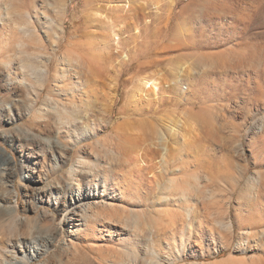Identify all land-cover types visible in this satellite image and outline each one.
<instances>
[{"label":"rangeland","instance_id":"374dc122","mask_svg":"<svg viewBox=\"0 0 264 264\" xmlns=\"http://www.w3.org/2000/svg\"><path fill=\"white\" fill-rule=\"evenodd\" d=\"M13 1L11 18L39 36L7 25L0 0V181L15 189L16 205L0 212V248L17 232L55 237L29 264H264V0ZM97 5L125 18L115 42L90 16ZM71 46L75 58L90 59L89 47L107 60L102 80L73 92L76 78L57 75ZM27 64L47 66L43 82L22 70ZM155 71L157 93L132 101L135 78ZM20 78L11 91L8 81ZM65 107L87 116L70 136ZM178 118L194 130L181 144L166 126ZM48 134L69 147L57 167ZM71 165L87 175L83 192L96 196L86 206L109 202L75 237L49 203L70 184ZM70 238L75 255L66 252Z\"/></svg>","mask_w":264,"mask_h":264},{"label":"bare ground","instance_id":"6f19581e","mask_svg":"<svg viewBox=\"0 0 264 264\" xmlns=\"http://www.w3.org/2000/svg\"><path fill=\"white\" fill-rule=\"evenodd\" d=\"M148 1L157 2L159 0H148ZM4 4H5V8H6L5 17L8 18L7 25H9L15 29L22 28L24 30L25 36L28 39H31L35 36L36 37L39 36L36 33L35 29L32 28V26H30V23L28 20H24L23 22H19L18 20H14L11 18L12 13L17 12V9L15 8V3L13 0H4ZM60 10L61 9H59V11ZM102 11H107V9L104 7L102 8L101 6L97 5L95 7V11L93 13L91 12L90 16H91V18H95V20H97V22L100 23L99 25L102 27V29L103 28L106 29L105 32L104 31L103 32L107 36L109 41L115 42L117 30L120 29V27H122L121 25H122V22L124 21L125 18L122 15L115 14L116 12L115 13L110 12L109 17H106V15L105 16L102 15L103 14ZM61 12H62V10H61ZM133 14H134V12H133ZM129 17H132V16L129 15ZM0 21H2V19ZM166 22H167V20H166ZM2 25H3V22H0V39H1V34L4 31V29L1 28ZM60 31H61V29L60 28L58 29V27H56V29L53 31L54 32L53 43L56 45H57V43L61 37ZM106 36H104V37H106ZM18 44H21V42L19 41ZM87 44L89 46H92L94 43L92 44L91 42H88ZM70 48L72 50L71 52H68L66 54L65 53L61 54V61L64 62V66L61 67V72L58 73V71H57V73H58L57 75L59 77V80H63L64 78H67L68 75L72 76L73 78H76L75 80H77V81H73V84H71V85H70V83L67 84L71 88H73V86H74L73 89L69 88V86H68V88L70 89V91L72 90V92L75 89L80 90L81 88H84L85 86H87V84H88L87 81H89V80L92 81L94 79V81H97V78H101V80H102V76H103L102 73H106L103 70L105 67V65H103V64H104V62L107 63L106 62L107 60H105V59L102 60V57H103L102 54L98 53V52H93L88 47L89 50L87 49V51H85V54L91 55L90 59H88V57L85 55H83L82 57L79 55L80 58H75L72 56L73 52L76 53V50L79 51V49L72 47V46ZM74 49H76V50H74ZM126 56H127L126 54L121 53L122 60H125ZM109 61H110V58H109ZM110 63L111 62H109V64ZM144 63L146 64V62H144ZM142 64H143V62H142ZM108 67H109V65H108ZM175 69H178V71H177V73L179 74L178 76L181 77L182 73H184L183 68L181 66H179L178 68H175ZM22 70L24 72L26 71L27 74L36 73L37 74L36 75V81L38 80V81H42V82L47 77V75L49 73L46 65H43V66H34L31 64L22 65ZM71 71H73V73H71ZM24 75H22V77ZM6 76H7V78H9V73H7ZM22 79H24V78H22ZM22 79L19 81H11V82L8 81V84L10 85L11 91L16 89V87H17L16 85L20 84L19 83L20 81L22 83ZM103 79H105V77ZM108 84H109V82H108ZM161 84L162 83L160 81V74H159V72H156V71L144 73L141 76L135 78L134 85L132 86L131 95H130L132 101H136V100L140 99L141 96L150 95V93L156 94L157 90L160 89ZM56 85H58V84H56ZM60 89H61V87H60ZM34 95H36V93ZM6 105H9V106H7L8 109H11L10 104H6ZM4 107L6 108V106H4ZM81 109L82 110L80 112H85L84 108H81ZM63 111L65 113V116H63L60 119V122L62 123L63 127H65L64 131L67 133V135H69L70 134L69 130L74 129L76 127V125L79 124L81 118H84L87 116H86V112L83 113L82 116H79L80 115V112H79V115L76 118H73L75 112H74V114L71 113L66 107L63 108ZM71 111H73V110H71ZM180 123H181L180 118H178L177 120L172 119V121L168 125H166L168 128L167 130H169L172 133V135L178 136L179 140L176 137H175V139H177L176 142H179V144L185 142V136L187 134L189 136L192 135V132L194 131L192 127L186 126L185 124L180 125ZM261 128H262L261 130L264 131V127H261ZM184 130H186L187 133L186 132L184 133ZM43 139L45 142L44 145H45L46 150L48 149L50 152L51 162L56 167H57V165L60 166L59 163L61 161H65L64 155H66L69 151L68 144L64 143V141L53 138L50 134H48ZM182 140H183V142H181ZM22 162L24 163L23 160H22ZM69 174L71 175V177L69 178V179H71L70 184L69 183H67V185L62 184L63 187H65V188L61 192H59V195L52 196V198L49 200V203L56 208V211L64 212L63 218L65 220H71L72 228L70 230V235H71L70 237H75L76 233L80 230V228L82 226L86 227L87 220L90 217H94L98 213L97 212L98 210L96 208L100 207V206L106 207V205H108L109 202H107L106 198L103 197L102 200H99L100 202L98 201L95 204L93 203L94 204L93 206L90 205L91 203L87 204V206H86V203L84 204L85 198H89L90 196L93 198L96 197V196H93L94 194H90V192H83L82 188H80L81 180H83L87 177L86 173L83 170H81L78 166L71 165L70 170H69ZM260 175H261L260 172H254V174H252L250 177H248L247 182L250 185H251V183L253 184L254 182H256L255 180ZM172 184H173V179H169L168 180V186L170 187ZM83 193L85 195L84 197L82 195ZM14 194H15V189L14 188L8 189L5 185V180H3V178H1V181H0V212L11 213L13 211H16V210H14L16 208V207L14 208V206H16V205H12L13 202L11 200L13 197H15ZM163 198L166 201V203H168L169 200L171 199V198L169 199L168 196H164ZM14 214H15V212H14ZM75 220H78V223H76ZM225 221H226L225 225L229 227L230 221L228 219H225ZM107 230H110V229H107ZM30 236L31 237H23V239H21V234H18L16 232L14 234V238H9L7 243H5V242L2 243L1 248H0V264H29V263L33 262V258L38 257V256L44 254L45 252H47L48 247L54 243V239H55V237L53 235H50V236L42 238V239L35 238L32 235H30ZM66 244L70 246V248H66V252L70 255H75L77 253L76 249L78 247L75 244V242L72 240V238H70ZM134 255H136V251H134ZM143 263H145V261ZM172 263H173L172 261L168 262V264H172ZM95 264H99V263L95 261ZM156 264H159V263H156ZM211 264H228V263H226L225 261H221V262L215 261Z\"/></svg>","mask_w":264,"mask_h":264}]
</instances>
